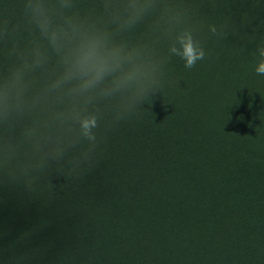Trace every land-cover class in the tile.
Listing matches in <instances>:
<instances>
[{
    "label": "trees",
    "instance_id": "1",
    "mask_svg": "<svg viewBox=\"0 0 264 264\" xmlns=\"http://www.w3.org/2000/svg\"><path fill=\"white\" fill-rule=\"evenodd\" d=\"M75 1L84 13L66 15L140 50L164 86L119 122L131 90L57 101L45 90L59 60L26 76L25 109L0 120V263L264 264V76L253 55L264 15L247 13L251 24L223 41L207 29L208 55L187 69L170 58L178 35L165 43L163 4L118 31L103 0ZM13 67H0V80ZM74 106L97 117L100 140L96 165L80 175L95 153L76 122L57 119Z\"/></svg>",
    "mask_w": 264,
    "mask_h": 264
},
{
    "label": "clouds",
    "instance_id": "2",
    "mask_svg": "<svg viewBox=\"0 0 264 264\" xmlns=\"http://www.w3.org/2000/svg\"><path fill=\"white\" fill-rule=\"evenodd\" d=\"M103 4L117 30L125 31L142 19L153 6V0H103ZM22 7L27 22L35 26L39 36L47 42L48 48L62 65L61 73L45 90L46 94L53 95L57 101L68 96L87 104L94 99L93 94L110 96L131 90L134 103L120 119L121 122L138 115L143 110L142 104L161 94L166 73L160 65L138 63L140 50L130 49L122 42L116 43L112 33L107 30L87 26L78 18L66 15L65 12L74 7V0H23ZM54 17L58 18V22ZM228 31L229 25L226 23L208 25L210 37L218 40L225 39ZM169 52L170 58H177L187 69L194 68L208 55L205 45L196 40L191 31L177 36L176 45ZM10 55L20 56L21 63L0 80V120L5 122L13 114H19L25 109L26 76L42 68L48 60L39 43L34 44L27 55L15 49L10 50ZM253 55L254 72L264 76V44L258 45ZM57 119L78 124L80 137L88 141L89 151L95 154L88 158L86 166L76 175L89 171L97 163L96 153L100 143L95 132L98 127L97 117L82 115L81 110L74 106L67 112L59 113Z\"/></svg>",
    "mask_w": 264,
    "mask_h": 264
},
{
    "label": "rangeland",
    "instance_id": "3",
    "mask_svg": "<svg viewBox=\"0 0 264 264\" xmlns=\"http://www.w3.org/2000/svg\"><path fill=\"white\" fill-rule=\"evenodd\" d=\"M19 3L16 7L13 0H8L5 7L0 9V67L10 69L16 62L21 63V57L10 55V50H18L27 55L34 44L39 43L41 49L46 52L51 65L52 62L59 58L48 48L47 42L40 36L34 25L27 22L23 13V0H16ZM157 3L163 4L167 10L164 13L166 22H170L171 33L164 35L165 43L171 35H180L185 31H190L192 27L199 31L198 41L205 45V36L208 25L215 23L217 25L226 23L229 25L228 35L232 32H241L242 28L251 24L247 13L253 11L259 16L264 15V0H156ZM95 0H89L88 3H94ZM74 7L80 13L84 11L76 6ZM186 8V10H185ZM158 10L161 8H157ZM164 10V9H163ZM162 11V10H160ZM258 20L255 18L253 27L259 30ZM204 38V39H203ZM224 39L220 40L223 41ZM259 44L264 43V33L260 32L257 39ZM43 75V74H42ZM40 79H43L42 77ZM38 82V81H37ZM42 84H45L42 81ZM47 86L43 85L42 87ZM1 264V263H0Z\"/></svg>",
    "mask_w": 264,
    "mask_h": 264
}]
</instances>
